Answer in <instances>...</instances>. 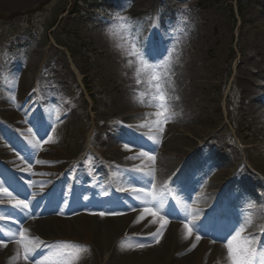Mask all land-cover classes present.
I'll list each match as a JSON object with an SVG mask.
<instances>
[{"label": "rangeland", "instance_id": "1", "mask_svg": "<svg viewBox=\"0 0 264 264\" xmlns=\"http://www.w3.org/2000/svg\"><path fill=\"white\" fill-rule=\"evenodd\" d=\"M168 4L187 11L186 15L179 13L177 21L168 16L163 28L159 23L160 15L164 16L162 6ZM232 5L234 15L230 11ZM237 8V0H0V188L10 186L15 193H27L24 198H28L38 191L46 195V189L59 181L62 185L51 200L64 205L67 200L69 203L74 184L84 188L92 184L95 176L99 178L98 173L103 174L106 182L104 162L112 159L119 164L116 170L110 167L114 180L119 169L129 180L117 187L132 183L146 190L143 196L130 194V202L125 205H137L142 198L145 204L151 205L148 203L152 198L150 194L155 200V192L168 202L169 188L174 195L184 197L188 191H197L202 201L187 203L179 198L195 211L192 221L199 218L200 212L206 214L204 222L198 226L207 223L209 226L213 218L221 220L226 214L230 219L232 215L249 221L246 229L240 230L242 240L249 238L246 233L263 236L264 226L257 228L251 221L255 214H264L258 209L259 205L254 201L244 205L239 193L227 188L232 185L240 188L242 177L230 165H216L210 147L205 144L207 133H216V130L193 135L197 148L191 153L187 151L186 155L188 146L182 151L174 146L165 148L169 162L165 163L164 173L159 178L150 169L155 164L149 159L155 148L158 151L159 135L154 137L139 126L155 121L158 129L156 120L163 117L156 115L161 110L156 106L160 80L175 89L185 90V98L178 97L187 101L186 94L198 88L195 82L201 79L200 75L215 76L209 81L218 82V93L214 92V96H219L224 129L213 144L221 142L225 148L240 151V154L235 152L238 159L233 160L234 165L242 161L254 174L263 177L253 164L264 165V122L243 124L246 121L238 103L241 90L236 86L232 91L231 77L238 67L241 50L248 53L252 41H258L259 22H264V0H243L240 10ZM256 78L264 83V76ZM21 82L31 88L26 98L19 88ZM203 89L208 90V81ZM123 96L130 98L127 106H122ZM226 104L232 120L226 118ZM38 107L42 108V116ZM12 110L20 112L22 121L6 114ZM183 114V123L169 115L175 120L174 128L169 129L171 132H176L175 125H185L186 131L190 129L194 114L189 103ZM199 125L203 129V125ZM135 132L141 137L137 138ZM146 133L151 136L146 137ZM170 135L165 133L164 137L168 140ZM171 137L175 139L176 135ZM108 139L114 140L106 141ZM126 139L134 140L135 144H126ZM245 146L253 147L250 154L246 152L248 161L241 157ZM122 147L129 152H124ZM143 152H148L149 156L142 155ZM12 155L15 157L10 158ZM190 159L192 169L184 179H179L178 189H175L169 168L182 161L186 164ZM217 173L220 178H216ZM18 182L23 185L19 186ZM245 192V198L250 197L248 191ZM95 198L93 211L102 205L117 203L110 199L105 201L110 203L101 202L99 195ZM134 198L137 202L132 200ZM145 208L138 205L130 210L136 214ZM75 210L63 215L64 219L73 218L71 214ZM10 230L17 233L19 228L11 226ZM58 230L56 235L68 238L50 241L60 244L53 246V250L64 261L72 257L80 264H98L92 238L88 243L84 237L91 234L90 231L75 240L64 224ZM120 230L134 245L147 246L152 241L153 234L146 229ZM33 238L43 240L38 235ZM253 240L254 248L258 249L256 239ZM187 248L176 255H183ZM106 256L102 254L103 259Z\"/></svg>", "mask_w": 264, "mask_h": 264}, {"label": "bare ground", "instance_id": "2", "mask_svg": "<svg viewBox=\"0 0 264 264\" xmlns=\"http://www.w3.org/2000/svg\"><path fill=\"white\" fill-rule=\"evenodd\" d=\"M259 25L258 41H252L248 53L244 52L243 49L241 50L238 67H236L231 77L232 91H235L233 88L236 86L241 90L240 94L238 93V99H240L238 100V103L242 110L243 119L246 121L243 123L244 125L249 121L254 122L256 125H261L260 121L264 122V83L259 82L256 78L259 76L261 77V75L264 76V22H259ZM200 77L201 79H197L195 82V85L198 88L188 90V93L186 94L188 97L187 101L185 99L181 100L178 97L183 95L185 98V90L178 88L175 89L171 84L168 85L161 80L159 81V87H157L160 88V91L162 89L166 95L164 105H156L161 109L160 112L163 111L168 117L171 115L174 118H177L178 123H183L185 119L183 110L186 104L189 103L194 114V121L190 125V129L187 131L185 125L177 127V125L174 124L176 132H174V130L172 132L169 130L173 127L175 120L169 118L166 122H163L165 120L164 116L161 117V119L158 117L159 119L156 120L158 121V129L155 121L139 124V126H143V128L145 127V130L147 129L149 132L153 133L154 137L159 135V138L157 139V144L159 143L158 151H156L155 148L153 153L152 146H150V153L152 152L153 154V161L155 164V167L152 166L150 169L153 170V174H155L156 177H159L164 173L163 169L166 167L167 162H169L167 161L168 158L165 153L166 149L174 146L176 149L182 151L184 146H188L189 149L186 150L184 155L194 152L197 146L193 135L198 136L203 130H216V133H207L208 138L205 144L210 147V155L215 160L216 165L219 166L226 164L227 167L229 165L234 167L235 171L240 174L243 180V185L240 188H237L236 185H232L228 187V190H236L243 199L244 205H249L251 201H254L257 205H261L260 210L264 211V165L259 163L253 164L254 169L263 176L261 177L259 174H254L251 168L242 161L235 163L234 165L233 160L238 159L236 158L235 152L240 154V151L225 148L221 142H219L220 144H213V141L218 138L217 135L224 129L223 114L221 113L219 100H217L219 96H214V92L218 93L216 89L218 82L214 80L209 81L215 76H209L207 73L200 75ZM207 81L208 90L203 89L204 84H206ZM19 88L24 94L22 96L23 98H26L31 91V88H28L25 82H21ZM129 99L130 98L127 99L126 96H123V99L121 100L122 106H127L129 104ZM61 101L62 100L59 102L61 103ZM201 105H203V108ZM225 110L227 120H232L233 117L231 118L230 116L231 114L227 104ZM230 111L232 112V110ZM6 114L8 116H14L16 121L20 120V112L12 110L6 112ZM68 117L69 115L66 116V122L68 121ZM199 124L203 125V129ZM17 126L22 127V130L30 133V131L24 126L19 124ZM177 131H180V134H178ZM165 133L166 135L171 134L168 140L164 137ZM135 134L137 138L141 137L140 133L135 132ZM174 135H176L175 139L171 137ZM112 140L114 139H108L106 141L110 142ZM142 140L144 141L143 137ZM125 141H128V139ZM154 142L155 140L152 143ZM126 144L129 143L126 142ZM3 145L6 146L2 143V146ZM243 149L244 152L241 154V157L248 161L249 159L246 152L250 154L249 150H253V147L245 146ZM122 150L126 153L129 152L123 147ZM12 157L14 158L15 156H10V158ZM183 162L184 161L180 164H172L171 168H169L172 170L171 177L174 183H178L179 178L184 179V176H187L188 171L192 169V159L188 160L186 164H183ZM105 164L107 168L113 167L115 170L119 165L116 163V160L112 159L110 162L105 161ZM117 171L118 177L116 181L118 184L129 182L128 178H125L122 169ZM164 175L161 178H163ZM97 177L99 178L96 179L95 176L93 180L95 184L92 190L107 188L103 174L98 173ZM220 177V173H217L216 178ZM18 185L20 186L23 184L20 182ZM24 190H26L25 187ZM245 190L248 191L247 193L250 194V197L245 198ZM73 191L77 192V205H81L79 196L85 191L84 188H80L76 184ZM33 194L34 196L29 197L28 200L30 203L28 209L32 208L30 211L16 206V214L19 218V227L16 225L17 229L19 228V230H17L18 232L16 233L12 230H5L2 233L3 237L12 239V242L0 246V264H36L37 261H39V264H62L61 261L64 264H80L78 263V260L76 261L72 257L71 260L64 261L61 255L53 250V246H58L60 244H54L50 240L58 239L60 237L68 238V236L56 235V233L60 232V230H58L59 226L63 227V224L65 229L69 228V234L75 240L78 239L83 232H91V234H86L84 237L88 243L89 239L92 238V244L94 245V251L97 256L96 261L98 264H103V261L105 260V264H231L228 259L227 248V243L228 240L231 239V236H229L228 233L234 226H239L237 227V231L247 227L246 223L249 222L239 216L233 217L230 215V219L228 218V215L225 214L222 216V223H225L226 225H224L222 229L221 222L219 227L216 226L213 229H209V226L200 227L191 221L194 211L189 207L186 206V208H183L179 212L177 210L174 212V209L172 210L170 207H168L169 209H165V207H167V202L159 192H155V200L154 196L150 194L152 198H149L148 203H152L151 205L145 204V199L143 198L139 200L137 205H143L147 208L136 214L133 213L116 218H112L110 215H106L105 217H93L89 214H83L76 218L65 220L64 217L59 215L53 217L58 209H51L49 211V208L45 210L41 207L34 208L37 206V203H40L41 199L36 193ZM37 197L39 198L37 199ZM184 198L186 201L203 200L202 196L198 194L197 191L192 190L188 191ZM129 199L130 197L127 196L125 204L130 202ZM42 202L43 204H46L47 197H45ZM131 203H133V201ZM47 205H49V202ZM50 205L55 204L50 203ZM43 206L45 207V205ZM64 206L68 207L67 203L64 204ZM153 212H155L156 215H152L151 213ZM47 215H49L50 218H46L45 216ZM142 215L143 217L141 218ZM160 215L163 219H161V217L159 218ZM165 216L169 218L167 223H165ZM261 216H263V214H255L251 220L252 223ZM99 219L104 220L102 222L98 221ZM113 222L118 223L113 224ZM185 225H187V227H185ZM128 228L131 231L140 228L146 229L149 233L153 234L154 237L150 236L152 241L147 246H140L138 244L134 245V243L128 242V238L125 239L126 235H123L124 232L120 230L123 229L124 231ZM189 228L191 229V233L188 231ZM36 235L43 238L44 242L36 241L33 238V236ZM232 235H235V233L233 232ZM119 236H122L121 239L115 241ZM198 236L200 237L199 239H197ZM225 236H228V240L223 238ZM251 237L252 239L259 238L258 236ZM242 242L243 240L239 239L234 242L233 246L237 247L241 245ZM257 243V264H261V256L262 253H264V239ZM255 245L256 243H253L252 247L254 248ZM185 248H187L185 253L178 257L176 254L180 253ZM26 250L28 256L27 259H25ZM103 253L107 255L104 259L102 258Z\"/></svg>", "mask_w": 264, "mask_h": 264}, {"label": "snow or ice", "instance_id": "3", "mask_svg": "<svg viewBox=\"0 0 264 264\" xmlns=\"http://www.w3.org/2000/svg\"><path fill=\"white\" fill-rule=\"evenodd\" d=\"M137 83H140V81L138 80ZM157 86L159 87V82L157 83ZM158 105L159 106H163L165 101H166V95L164 94L163 90L161 89L160 93L158 94ZM156 115L158 116H164L165 120L163 122H166L167 119H169L170 117H168L163 111L156 113ZM129 144H135L134 140H129L128 141ZM139 146V145H137ZM142 155L144 156H149L148 152H143ZM149 159H154V157L149 156ZM18 208H23V209H27L28 208V204L25 203L24 201H17V205ZM152 215H156L155 212L151 213ZM101 216L104 215V213H100ZM161 219H163V217H161ZM165 223H167V221L165 220ZM185 227H187V225H185ZM237 227L239 226H234L231 231H229L228 235L231 236V239L228 240V236L223 237L225 240H228L227 243V248H228V259L230 260L231 264H257V252L258 249H255L252 247V244L255 242L252 238H246L243 239V242L241 245L234 247L233 244L235 241L242 239L241 238V233L240 231H237ZM26 231V230H25ZM189 233H191V229H188ZM235 233V235H232V233ZM207 234V233H205ZM200 237L198 236L197 239H199ZM0 243H2V241H0ZM86 247V246H84ZM27 250L25 253V259H27ZM36 264H39V261L36 262ZM261 264H264V253H262L261 256Z\"/></svg>", "mask_w": 264, "mask_h": 264}, {"label": "trees", "instance_id": "4", "mask_svg": "<svg viewBox=\"0 0 264 264\" xmlns=\"http://www.w3.org/2000/svg\"><path fill=\"white\" fill-rule=\"evenodd\" d=\"M220 0H216V2H219ZM242 2L243 0H240L239 1V7L241 8L242 7ZM230 11L233 13V9H232V6L230 7Z\"/></svg>", "mask_w": 264, "mask_h": 264}]
</instances>
